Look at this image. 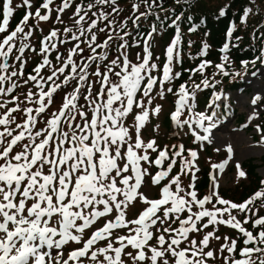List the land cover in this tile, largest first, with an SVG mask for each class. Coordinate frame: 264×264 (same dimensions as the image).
Returning a JSON list of instances; mask_svg holds the SVG:
<instances>
[{"label": "snow or ice", "instance_id": "6c2138e0", "mask_svg": "<svg viewBox=\"0 0 264 264\" xmlns=\"http://www.w3.org/2000/svg\"><path fill=\"white\" fill-rule=\"evenodd\" d=\"M176 2L179 3L180 0ZM143 3L147 9L144 12H139L140 4L132 5L133 12H139L132 21L134 25L141 17L147 18L154 14L151 9L155 0L151 3L149 0H143ZM51 4L53 0H43L35 13L30 11L33 7L32 0H22V4L17 5L29 10L25 12L16 28L0 40V95L12 93L19 86L13 82L5 88L3 85L6 81L23 76L26 63L24 53L31 47L24 41L33 34L31 27L25 31V25L30 18H35L37 22L48 21L52 12ZM12 5L13 0H0V11L3 15L0 33L7 31L9 18L15 11ZM71 5L72 0H63L62 5L56 9L57 21L62 23L59 13H63ZM97 5H107L111 8V12H106L101 7L97 12H92V17L95 19L89 17L88 13ZM116 5L117 0H94L86 8L83 5H76L73 15L77 31L64 28L63 32L69 39L60 41L76 43L69 49L66 59L59 54L56 56L60 66L54 67L46 79L40 73L44 66L51 64L47 54L56 49V44L49 42L57 37V30L53 29L41 41L40 52L44 56L43 63L33 69L35 75H29L24 80V84L29 81L35 82V86L40 89L36 101H32L35 93L31 90L25 96V100L39 105L35 108V116L31 107L21 109L19 104H16L14 107L7 108V104L14 103L19 99L18 97L0 104V108L6 109L0 116V126H3V131H0V264H70V262L72 264H209L210 260L216 259V253L211 250L210 240H221V236L216 234L219 225L238 230L242 234L244 245L240 247L236 239L224 236V243L217 250L220 254L228 253L223 256L222 264H264V216H257L258 209L253 210L249 207L257 200H264V190L256 191L246 201L238 204L219 195L217 191L219 185L213 176L212 191L200 198L195 183L196 172L199 171L195 166L197 159L195 150H188L190 159H181L180 174L172 177H169V173L177 164L175 158L182 157L185 152L183 145L172 146L177 150L172 152L171 157H169V149L165 147L159 150L154 161L149 159L148 150L157 151L156 142L153 140L145 143L141 139V128L149 112L144 109L143 100L137 101V93L142 90L143 96L148 97L159 82V95L163 97L165 83L180 77V72H173V62L174 60L180 62L181 33L177 25L174 38L166 46V62L162 67V77L158 81V78L151 74L157 69V64H150L152 52L148 41L144 43L142 54L137 55V59L141 62L132 63L126 54L129 45L125 37L129 33L124 32L123 35H119L114 28L106 31L114 24L109 17L112 13H118L119 9ZM41 8L46 10L45 14H41ZM251 12L252 9L248 7L243 10L241 23L246 22ZM225 14V10L221 9L219 15ZM86 17L91 21L90 23L87 22ZM179 19L180 17L177 16L176 20ZM105 21L107 23L104 27H99V24ZM175 23L176 21H173V24ZM85 24L87 27L84 26ZM126 24L125 20L121 30ZM197 27L193 25L189 31L195 32ZM97 29L106 34L103 42H98L97 33L94 31ZM155 31L153 26L152 32ZM234 31L233 23L227 29L226 42L220 48V52L224 53L221 56L223 62L215 65L224 76L229 75L225 70V64L229 62L227 53L230 51V41ZM113 32H116L119 39L123 41L118 45V49L125 51L109 61V44L116 38ZM17 39L21 41L18 48ZM237 39L240 38L237 37ZM81 44H85L91 54L84 58L83 63H78L73 57L84 52ZM209 47L206 42L203 43L198 55L206 56ZM14 49L18 54L13 57ZM97 49L101 51L98 52ZM31 50L35 51L34 48ZM121 56L123 60L120 59ZM10 58L20 62L19 70L9 72V69L14 67L9 63ZM257 59L264 62V52ZM104 61L108 63H102ZM92 63L96 66L89 71ZM210 64L211 61L202 60L196 68L192 69L193 75L197 72L203 75ZM242 64L247 67L248 62L242 61ZM69 66L70 71L65 74V69ZM102 67L103 71H101ZM114 68H120V71L114 73L119 77L115 82L109 79V73H112ZM58 73L63 74L61 83H56L54 79H58ZM90 77L94 79L90 80ZM70 80L76 81L73 92L65 96L62 107L52 114L51 119L45 121L44 129L33 131L37 123L36 117L52 103L53 93L60 89L62 84L67 85ZM145 80L146 83L141 89L142 82ZM49 81L52 85L45 91L43 85ZM96 82L100 83V89L94 97L93 83ZM201 85L205 88L214 87L207 77L200 84L194 83L191 91L185 84L179 86L176 93L178 99L171 119L178 126L187 125L189 129L196 124L204 133L210 134L211 129L216 126L215 123L205 126L204 122H211L216 115L215 112L212 115H206L203 112L194 113L190 119H180L185 108L192 113L195 107L196 91L201 89ZM82 92H86L83 95L86 105L78 107L76 101ZM167 92L172 93L173 89L167 88ZM105 96L106 99H102ZM98 99H102V102L98 103ZM219 99L220 96L215 95V100ZM259 99L257 95L252 103L256 104ZM116 102H119L118 107H114ZM147 103L151 104V99ZM134 106L141 109L140 114H134ZM86 109H90V116ZM17 111L27 113L23 123H17L12 115ZM159 111L160 108L157 106L155 112L159 113ZM130 113L134 114V137L123 123V118ZM62 123L66 127H62ZM12 124H15V129L10 127ZM16 129L21 130L16 132ZM192 134L196 141L209 140L207 134L201 135L194 130ZM133 139L134 143L130 142ZM17 147L20 150L17 151ZM141 149L143 153L138 154L136 150ZM227 152L228 159H231V146L227 147ZM165 160H169L166 169L152 176V183L158 185L166 177L169 178L168 183L162 188L159 199L150 200L138 191L144 176L148 174V170L142 168L141 161L161 166ZM227 163L228 161L225 160L221 164L212 165V168H218L223 172ZM237 169L239 177L246 175L243 171H239V164ZM188 173H191V182L186 186L189 190H186L182 186L181 174ZM261 184H264V181H261ZM137 197L147 207L138 218L128 221L125 219L124 209ZM206 205H211V208ZM194 208L197 210L194 211ZM233 210L246 214L243 222L237 219ZM158 212L162 215L157 216ZM185 212L186 218H181L180 214ZM247 213L252 215L248 216ZM110 214L111 219H107L102 227L93 231L89 238L82 241V234L86 229L93 226L100 218L109 217ZM172 216H175V221L179 222V227L172 228L170 225L164 227L163 232L168 233L169 238L166 239L164 234H160L155 236L159 247L150 244L149 242L154 238L153 231L150 229L156 226L158 221L163 224ZM252 217L256 218L252 219ZM250 220L252 227L258 229L256 234L243 226ZM129 224L137 225V227L129 228ZM210 225L213 226V230L205 232L201 239L190 238V233L204 232ZM115 229H128L130 234L115 235L113 231ZM157 231H159L158 228ZM185 241L189 247H181ZM69 242H76L82 246L66 255L58 252L52 256L50 251L44 250L45 248L59 250ZM129 247L134 251H127ZM234 253H238L241 258H234L232 255ZM254 254H256L255 258H253ZM46 257H48L47 261Z\"/></svg>", "mask_w": 264, "mask_h": 264}, {"label": "rangeland", "instance_id": "374dc122", "mask_svg": "<svg viewBox=\"0 0 264 264\" xmlns=\"http://www.w3.org/2000/svg\"><path fill=\"white\" fill-rule=\"evenodd\" d=\"M168 0H155V3L152 8H156L158 2H167ZM176 2V0H173ZM245 1V0H243ZM43 0H32L33 7L30 9L32 13H35L37 7ZM94 0H72V5L70 8L66 9L63 13H59L62 23L57 21L56 17L58 15L56 9L62 5L63 0H53V4L50 5L52 9L50 19L48 21H40L37 22L35 18H30L25 25V31H28V28L31 27L33 29V34L28 40L24 41L28 43L31 47L25 50L24 60L26 63L23 68V76L13 77L12 81H6L3 85L5 88L9 87L11 83L15 82L18 87H16L12 93L7 95H0V104L5 103L6 101H12L13 97H18L14 103H8L7 108H11L19 104L21 109L31 107L33 108V115L35 116V108L39 105L34 102H29L25 100V96L29 90H31L35 95L32 97V101H36L39 96L40 89L35 86V82L29 81L27 84H24V80L28 78L29 75H35L36 73L33 69L43 63V54H41L40 49L42 47L41 41L44 37H47L50 32L55 29L57 30V37L52 38L49 42L56 44V49L51 50L47 54V58L51 61L50 65H46L41 69L40 75L45 79L48 75L51 74L52 69L54 67H59L60 62L56 60V56L59 54L63 58H67L69 55V49H71L75 41H70L68 43H61V40L69 39L68 35L63 32L64 28H71L73 31H77V26L74 24V11L76 5H83L85 8L89 3H93ZM152 0H149L151 3ZM140 4L139 12L147 11L143 0H117V7L119 9L118 13H112L109 17L110 20L114 21V24L111 28L106 31H111L112 28L116 29V32H119V35H123L124 32L129 33L128 36L125 37L127 44L129 47L126 49V54L128 55L129 60L132 63H140L141 61L137 59L138 54H142V50L144 47L145 41H148L150 45V50L152 52L151 63L157 64V69L152 71V75L158 78L162 77V67L166 62L165 57V49L166 46L170 43L171 39L174 38L175 33H163L160 31L153 23L151 15L147 18L141 17L136 25L133 24V20L139 12H133L132 5ZM229 0H198L197 4H204V6H210L209 9L222 8L226 7L230 10H236L238 5H229ZM22 4V0H13L12 7L15 9L13 15L9 18V24L7 27V31L5 33H0V40L3 39L5 35L14 30L16 26L20 23L23 15L25 14L27 9L26 7H17V5ZM191 4V2H190ZM188 6V4H182ZM101 7L106 12H111V8L107 5L94 7L91 12L88 13L89 17H92V12H97ZM243 9L246 7L251 8L252 12L262 11L264 10V0H246L242 5ZM204 9V8H203ZM221 10V9H220ZM179 11L172 10L170 14L174 16ZM46 10L41 8V14H45ZM174 14V15H173ZM243 15V14H242ZM249 17V16H248ZM95 19V17H92ZM248 19V18H247ZM88 23L91 21L86 17ZM127 21L126 26L121 30V25L124 21ZM3 22L2 11H0V23ZM100 23L99 27H104V24ZM234 22H232L233 24ZM231 24V25H232ZM235 24L236 28L246 27L244 29L247 30L246 22L241 23V17L238 19ZM138 25V26H137ZM188 25V24H187ZM186 25V26H187ZM87 27V24L84 25ZM153 26L156 31L152 32ZM181 34V44L179 45L180 51V62H173V72H180L181 75L179 78H175L170 82H166L164 85V96L161 97L159 95V82L156 86H154L152 92L148 97H144L142 90L137 93V101H144V109L149 112V116L147 120L144 122V126L141 128V139L147 143L150 141H155V146L157 151L153 152L152 150H148V155L150 160H155L159 150L167 147L169 149V157H171L172 152L176 151L172 146L183 145L185 148V152L182 157H176L177 164L173 167L172 172L169 173V177L180 174V161L183 158H189L188 150H195L197 152V159L195 161L196 168L199 169L196 172V190L197 194L200 198L208 195L212 191V177L215 176L216 181L219 185L217 191L219 195L225 199H228L235 203H242L250 198L256 191L264 190V184H261V181H264V142H262V138H264V62H259L255 60V64L251 67L247 65L245 67L243 64L237 65V63L232 64L229 62L225 64V70L229 73V75L224 76L219 70L215 67L216 64L222 63L221 56L224 53L219 51H213L208 54L209 56H199L198 53L202 47L203 43H207L210 46V41L205 36L204 33L200 34L198 29L195 32H190L187 27H180ZM97 33L98 42H103L106 39V34L101 33L97 30H94ZM116 32H113V35L116 37L113 41L110 42L108 52H109V61L111 59L116 58L120 52H124V49H118V45L123 43L119 39V36L116 35ZM149 33H151V37H149ZM240 34V33H239ZM254 38H256L254 36ZM83 39V38H82ZM189 41H191V45H189ZM251 41V40H250ZM20 40L17 39L16 45L17 48L20 46ZM238 43L237 38H231L230 41V51L233 47ZM255 41H253V47L255 48ZM34 48L35 51L31 49ZM81 48H84V52L80 53L79 56H74L73 59L78 63H83L84 58L90 55V50L87 48L85 44H81ZM97 51H101V49H97ZM211 51V50H210ZM229 51V52H230ZM229 52L227 55L229 56ZM18 54L16 50L13 51V57ZM159 57V59H157ZM123 60V56L120 57ZM202 60H209L211 64L204 70L203 75L199 72L193 75L192 69L196 68ZM99 63V61H97ZM253 62V61H252ZM9 63L13 64L14 67L9 69V72L12 70H19L18 61H14L13 58L9 59ZM102 63H108V61H104ZM95 63L91 64V68L89 71L95 68ZM70 71L69 68L65 69V74ZM103 71V67L101 68ZM120 71V68H114L112 73H109L110 81H118L119 77L115 76V72ZM255 73V75H253ZM58 79L56 83H61L63 81V74H57ZM191 77V78H190ZM207 77L209 79L210 84H214V87H203L201 85V89L196 91L195 96V107L192 110V113H189L188 109L185 108L182 111L181 120L190 119L193 117L194 113L203 112L206 115H212L213 112L216 113L213 116V120L211 122L205 121V126H208L209 123H215L216 126H221L222 131H218L220 135L228 136L229 133L236 132L240 138V144H232L228 142L226 143L218 142L215 140L211 133L213 128L211 129L210 134L204 133L202 129L197 127L196 124L192 125V129H189L187 125L178 126L172 119L171 114L175 111V102L178 99L179 86L181 84H185L189 91L192 90L193 84H200L201 81ZM40 77H38L39 79ZM94 78L90 77V80ZM237 80L234 83L231 82L233 80ZM146 83V80L142 82L141 89H143V84ZM52 85V82L49 81L43 85L44 90L47 91L49 87ZM76 85L75 80H70L67 85H63L60 89H57L55 93H53L52 103L49 104L45 111L36 117L37 123L35 129H44L46 127L45 121L52 118V114L56 113L58 109L62 107L64 102V98L67 94L72 93L74 87ZM167 88H172L173 92L168 93ZM100 89V83H93V96H96L97 91ZM86 92H82L79 99L76 101L77 106H85L86 102L83 99V95ZM215 95H219L220 99L215 100ZM259 96L260 99L257 100L256 104H253L252 101L256 96ZM102 99H106V96ZM102 99H98V103L102 102ZM151 99L152 103L148 104L147 101ZM192 101H190L191 103ZM211 105V106H209ZM119 102L114 104V107H118ZM159 106V113L155 112V108ZM91 115L90 109H86ZM6 111L5 108H0V116L4 114ZM141 109L135 108L134 106V114H140ZM134 114L130 113L127 117L123 118V123L125 127H128L130 133L135 135V120ZM16 118L17 123H23L24 119H26L27 113L17 111L12 114ZM79 120V118H78ZM82 123V121H80ZM62 127H66L65 125H61ZM215 126V127H216ZM11 128H16L15 124L10 125ZM214 127V128H215ZM21 129H16V132H19ZM193 130L201 135H209L208 141H196L194 135L192 134ZM223 133V134H222ZM39 139V138H38ZM134 143L133 141H130ZM231 146L232 154L231 159H228L227 147ZM238 147H245L244 150L238 149ZM20 150L19 147L16 149ZM138 154H142L143 150H136ZM225 160L228 163L225 165L224 171L221 172L218 168L213 169L212 165L221 164ZM169 160H165L161 166H156L155 164H149L147 162L141 161L142 168H146L148 170V174L144 176L140 189L138 190L143 194L144 197L150 200L159 199L161 196L162 188L168 183L169 178L166 177L164 180L160 181V184L156 185L152 183V176H154L157 172L161 170H165ZM237 164L240 165L239 171H243L246 175L244 177L238 176ZM195 171V169H193ZM182 186L187 189V185L191 182V173L181 174ZM174 189V186H173ZM123 199V197H119ZM147 207V205L137 197L136 200L130 203V205L124 209L125 211V219L130 221L138 218L139 214ZM206 207L211 208V205H206ZM218 207H220L218 205ZM253 210H257V216H264V200H257L252 205H250ZM196 211L197 209H193ZM233 214L237 216L241 222L245 219L246 214L240 213L238 210H233ZM162 213L158 212L157 216H161ZM183 215V217H182ZM248 216H251V213H247ZM181 218H186L187 213H181ZM111 214L107 218H100L93 226L89 229H86L82 234V241L89 238L93 231L99 229L103 226L104 223L107 222V219H111ZM226 218V216H225ZM256 217H252L255 219ZM175 216L168 221H165L163 224L157 222V225H161L162 227L156 232V226H153L150 231H153L154 238L149 243L153 246L159 247L156 242L155 236L164 234L165 238H169L168 233L163 232L164 227H168L169 225L172 228H178L179 222L175 221ZM246 229L253 231L254 234L257 233L258 229H254L252 227L251 220L248 224L243 225ZM129 228H135L137 225L129 224ZM213 226H209L208 229L204 230V232L199 233H190L189 236L191 239L199 240L202 238L203 234L207 231H212ZM115 235H129L128 229H115L113 230ZM78 234V233H74ZM217 235L221 236L220 241L210 240L211 250L216 253V259L210 260L209 264H222L223 256L228 255V253L220 254L217 250L220 248L221 244L224 243L223 237L228 236L230 239H236L238 246L243 247V237L242 234L238 232V230L232 229L226 225L217 226ZM81 244H77L76 242H69L61 249H44L46 251H50L52 256H55L58 252L67 254L71 251L81 247ZM181 247H189L187 241L181 244ZM127 251H134L129 247ZM234 258L239 257L238 253L232 254ZM255 255L253 258H255ZM125 259H128L125 257ZM174 259V258H170ZM48 257H46V261ZM72 264V262H70Z\"/></svg>", "mask_w": 264, "mask_h": 264}, {"label": "trees", "instance_id": "16d2710c", "mask_svg": "<svg viewBox=\"0 0 264 264\" xmlns=\"http://www.w3.org/2000/svg\"><path fill=\"white\" fill-rule=\"evenodd\" d=\"M197 1L180 0L177 3L173 0H168L167 2H158V6L151 9L154 13L151 15L153 23L163 33H175L177 25L179 29L183 26L187 27L188 30L193 25H197L199 33L207 35L210 41L209 53L219 51L223 43L226 42L227 29L231 26L232 22L237 23L238 19L242 16L244 10L242 5L246 0H229V5H238L236 10H230L226 7L209 9L211 8L210 6L197 4ZM188 3V6L182 5ZM220 9L225 10L226 14L224 16L219 15ZM172 10L179 12L172 16L170 14ZM177 16L180 17L179 20H176ZM189 17H191V20H189ZM173 21H176V23L173 24ZM245 26H247L246 31L244 30L246 27H242L236 28L233 32L232 38L239 37L240 39H238V43L229 52V58L232 64L237 63L239 66L242 64V61H247V65L251 67L253 65L252 61L257 60L258 63L261 62L257 57L261 56V53L264 52V10L251 12ZM253 41L256 44L255 48L253 47ZM209 55H206V57ZM235 81L237 80L235 79L231 82L234 83Z\"/></svg>", "mask_w": 264, "mask_h": 264}, {"label": "bare ground", "instance_id": "6f19581e", "mask_svg": "<svg viewBox=\"0 0 264 264\" xmlns=\"http://www.w3.org/2000/svg\"><path fill=\"white\" fill-rule=\"evenodd\" d=\"M222 128L223 127H221V126H216L215 128H213V131H215V132H212L211 135L215 140H217L218 142H221V144L226 143L227 145H228V142H230L232 144H240L241 143V138L236 132L231 131L228 136L220 135V133H221L220 131H222ZM218 131L220 133H217ZM244 148L245 147H238V149H240V150H244Z\"/></svg>", "mask_w": 264, "mask_h": 264}]
</instances>
